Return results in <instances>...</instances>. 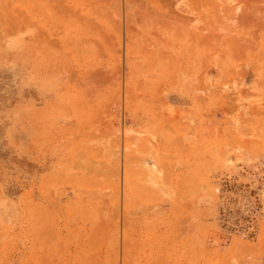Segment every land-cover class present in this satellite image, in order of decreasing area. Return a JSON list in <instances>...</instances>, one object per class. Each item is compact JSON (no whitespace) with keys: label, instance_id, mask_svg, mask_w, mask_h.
I'll list each match as a JSON object with an SVG mask.
<instances>
[{"label":"rangeland","instance_id":"rangeland-1","mask_svg":"<svg viewBox=\"0 0 264 264\" xmlns=\"http://www.w3.org/2000/svg\"><path fill=\"white\" fill-rule=\"evenodd\" d=\"M238 1L0 0V264H264V0Z\"/></svg>","mask_w":264,"mask_h":264},{"label":"bare ground","instance_id":"bare-ground-1","mask_svg":"<svg viewBox=\"0 0 264 264\" xmlns=\"http://www.w3.org/2000/svg\"><path fill=\"white\" fill-rule=\"evenodd\" d=\"M226 2H227V0H225ZM234 2V1H233ZM238 2H240V0L238 1ZM224 3V2H223ZM229 3V2H228ZM238 4V3H237ZM234 6V5H233ZM241 6V5H240ZM242 7V6H241ZM244 7V6H243ZM243 7H242V9H243ZM245 8V7H244ZM234 9V8H233ZM238 9H239V6H238V8H237V11H238ZM243 11V10H242ZM243 12H246L245 10L243 11ZM253 12V11H252ZM255 12V11H254ZM240 13V12H239ZM260 13V12H259ZM238 14V13H237ZM242 14V13H241ZM256 14V13H255ZM234 16V15H233ZM232 16V17H233ZM254 16V15H253ZM243 19V18H242ZM252 19V18H251ZM199 98V97H198ZM197 98V99H198ZM201 98V97H200ZM199 98V99H200ZM205 99V98H204ZM200 101H202L201 99H200ZM137 141V140H136ZM148 142V141H147ZM143 147V146H142ZM134 148V147H133ZM136 151L137 150H135V154H136ZM224 151V150H223ZM129 152V151H128ZM137 152H139V151H137ZM130 154H131V152H129ZM135 156H137V154L135 155ZM138 160V159H137ZM144 160V159H143ZM144 162V161H143ZM135 164V163H134ZM133 164V165H134ZM153 163H151V165H152ZM143 165H145V162H144V164ZM150 165V166H151ZM142 166V165H141ZM147 168H148V166H146ZM153 167V166H152ZM151 167V169H153L154 167L156 168V166H154L153 168ZM150 169V168H149ZM138 170V169H137ZM144 170H145V168H144ZM146 170H148V169H146ZM133 171V170H132ZM138 171H141V169L139 168V170ZM149 171V170H148ZM148 171H147V174H148ZM144 172V171H143ZM160 172H162V171H160ZM139 173V172H138ZM146 174V173H145ZM163 174V173H162ZM157 177V176H156ZM142 178V177H141ZM148 179V178H147ZM136 180V179H135ZM139 180V179H138ZM140 181V180H139ZM147 181V180H146ZM150 180H148V182H149ZM167 186V185H166ZM165 187V186H164ZM154 188V187H153ZM167 188V187H166ZM167 190V189H166ZM254 190V189H253ZM255 191V190H254ZM262 191V193H261V195L262 196H264V190H261ZM197 194H198V191H197ZM196 194V195H197ZM259 197V196H258ZM261 198V197H260ZM262 198H264V197H262ZM134 199V198H133ZM137 199V198H136ZM138 200V199H137ZM262 201H264V199H261ZM137 202V201H136ZM134 203V202H133ZM163 203V202H162ZM136 205V204H135ZM141 205V204H140ZM143 205V204H142ZM141 205V206H142ZM148 205V204H147ZM156 205H157V202H156ZM164 205H165V203H164ZM261 205V204H260ZM161 206V205H160ZM262 206H264V205H262ZM261 206V207H262ZM134 207V206H133ZM143 207H144V205H143ZM143 207H141V208H143ZM156 207V206H155ZM262 208H264V207H262ZM141 210V209H140ZM143 210V209H142ZM149 211V210H148ZM147 211V212H148ZM157 211V210H156ZM262 211V210H261ZM144 213V212H143ZM153 213V212H152ZM150 214V213H149ZM142 215V214H141ZM129 216H131V215H129ZM143 216V215H142ZM134 218H132V220H133ZM261 220V219H260ZM262 221H264V220H261V223H264V222H262ZM262 225H264V224H262ZM262 225H261V228H262ZM262 231H264V228H262ZM262 235H264V234H261V237H262ZM262 241V240H261ZM226 242H228V241H226ZM247 243V242H246ZM246 245H248V244H246ZM248 247V246H247ZM250 247V246H249ZM248 247V248H249ZM244 251H245V249H244Z\"/></svg>","mask_w":264,"mask_h":264}]
</instances>
